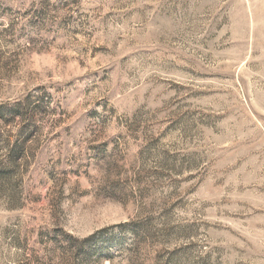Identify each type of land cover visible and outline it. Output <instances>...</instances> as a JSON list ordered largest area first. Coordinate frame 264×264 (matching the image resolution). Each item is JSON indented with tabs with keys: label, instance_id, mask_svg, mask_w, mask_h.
I'll list each match as a JSON object with an SVG mask.
<instances>
[{
	"label": "rangeland",
	"instance_id": "374dc122",
	"mask_svg": "<svg viewBox=\"0 0 264 264\" xmlns=\"http://www.w3.org/2000/svg\"><path fill=\"white\" fill-rule=\"evenodd\" d=\"M0 264H264V0H0Z\"/></svg>",
	"mask_w": 264,
	"mask_h": 264
}]
</instances>
